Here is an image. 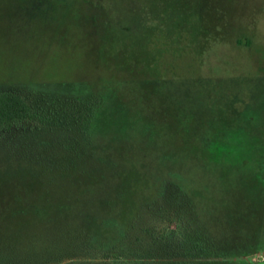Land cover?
I'll use <instances>...</instances> for the list:
<instances>
[{"label":"rangeland","instance_id":"374dc122","mask_svg":"<svg viewBox=\"0 0 264 264\" xmlns=\"http://www.w3.org/2000/svg\"><path fill=\"white\" fill-rule=\"evenodd\" d=\"M55 1L0 0V91L105 104L0 134V264H264V0Z\"/></svg>","mask_w":264,"mask_h":264},{"label":"trees","instance_id":"16d2710c","mask_svg":"<svg viewBox=\"0 0 264 264\" xmlns=\"http://www.w3.org/2000/svg\"><path fill=\"white\" fill-rule=\"evenodd\" d=\"M58 4L62 2L57 1L55 5L53 4L54 11L57 10ZM121 29L128 31L127 28ZM104 101V98L96 97L91 93L86 98L76 93L52 92L42 86L39 89L21 88L0 91V134L8 133L12 129L24 131L34 126V131L39 135L43 134L48 138L56 135L62 143H69L68 136L74 133L80 137V141L88 144L92 138L90 132L94 123L102 115ZM44 145L40 143L41 152L36 154L34 163L41 170L65 168L66 164L63 165V163L69 162L66 158L68 153L63 154V157L56 154L51 149V141H47L46 146ZM66 145L63 143L61 148L67 149ZM47 147L49 150L44 152L43 150ZM30 162L32 163V160Z\"/></svg>","mask_w":264,"mask_h":264}]
</instances>
